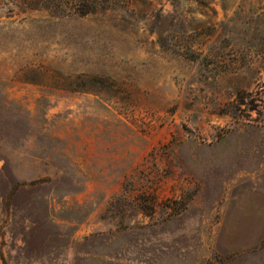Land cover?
<instances>
[{"label":"rangeland","instance_id":"374dc122","mask_svg":"<svg viewBox=\"0 0 264 264\" xmlns=\"http://www.w3.org/2000/svg\"><path fill=\"white\" fill-rule=\"evenodd\" d=\"M256 189L264 0H0V264H264Z\"/></svg>","mask_w":264,"mask_h":264},{"label":"crops","instance_id":"0c3cea01","mask_svg":"<svg viewBox=\"0 0 264 264\" xmlns=\"http://www.w3.org/2000/svg\"><path fill=\"white\" fill-rule=\"evenodd\" d=\"M259 187V186H258ZM232 197V196H231ZM261 201V202H259ZM259 205L261 207H259ZM222 216L225 218L222 220V228L225 233L230 236H236L238 233H245L246 231L253 232L254 235L258 236V234L264 235V190L257 189L255 192L246 193V194H238L234 198H228L225 204L223 205ZM230 218V220L228 219ZM232 218V219H231ZM221 228V229H222ZM240 236V235H239ZM256 236V237H257ZM247 237H239L235 238L233 242L227 243V246L222 248L215 247L214 251L219 253L222 256H230L233 254L235 257L232 259H226L223 264H242L241 261L238 260V254L242 253L243 257H254L253 252H245L249 249V245L245 246L244 239ZM241 239V241H240ZM253 239H249L247 241H252ZM253 245V244H251ZM259 257V256H257ZM230 258V257H229ZM251 258H248V263L244 264H261L258 260L253 261ZM215 264V263H212ZM217 264V263H216Z\"/></svg>","mask_w":264,"mask_h":264}]
</instances>
